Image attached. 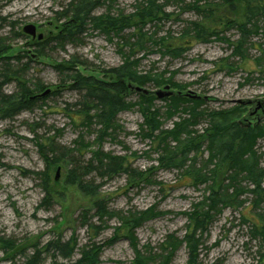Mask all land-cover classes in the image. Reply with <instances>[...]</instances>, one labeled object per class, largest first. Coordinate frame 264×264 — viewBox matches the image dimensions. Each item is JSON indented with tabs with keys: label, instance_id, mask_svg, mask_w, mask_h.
<instances>
[{
	"label": "rangeland",
	"instance_id": "374dc122",
	"mask_svg": "<svg viewBox=\"0 0 264 264\" xmlns=\"http://www.w3.org/2000/svg\"><path fill=\"white\" fill-rule=\"evenodd\" d=\"M144 1L100 0L91 16L131 14ZM68 2L0 0V18L5 20L0 22V40L9 48L6 55L0 56V71L17 72L20 82L25 81L30 89L37 87L42 93L47 92L33 100L30 110L12 118H0V237L18 246L8 253L0 252V264H24L32 250H38L44 264H50L53 257L45 254V246L56 240L69 243V247L75 244L71 262L80 258L84 247L94 246L97 264H134L136 251L150 258L152 264H158L160 257V263L166 260L165 264H188L183 242L188 216L198 205L203 204L202 208L209 203L204 198L209 197L212 183H200V180L193 183L190 178L181 179L176 169L160 167L156 162V143L140 132L144 113L160 109L157 118L162 123L160 130L171 129L181 113L166 119L164 100L168 98L159 100L151 95L150 102L143 103L141 94L124 90L129 108L117 115V128L111 137L99 142L100 149L127 158L133 174L144 173L147 181L140 183L134 177L136 181H133L127 174L100 179L92 173L86 181L100 184L99 195H84L65 181L73 161L78 164L88 161L90 153L100 147L95 143L98 127L84 126L62 112L67 106L72 111V104L79 99L68 83V71L72 69L71 72L82 77L108 82L107 72L122 64V54L130 55L131 60L137 61L139 73L150 72L152 76L162 73L166 80L178 85L148 84L143 87L146 90L153 92L169 86L174 94L192 92L200 97L198 101L202 100L201 109L208 111L239 106L241 114L236 121L239 125L264 128V106L258 108V103L264 105V61L257 62L259 54L255 47H250L251 43H264V37L243 40V56H233V49L239 47L237 27L245 13L244 7L233 0H156L163 14H159V20H149L143 28L146 35L143 46L137 41L139 33L133 25L120 36L110 33L107 37L90 24L79 34L60 16ZM196 2L205 11V18L187 8ZM191 22L199 26L201 23L207 34L214 32L218 38L213 37L209 42L189 41L183 45L180 58L162 54L155 45L158 39L169 37L166 45H175ZM257 23L264 30V19ZM28 25L34 27V37L23 32ZM62 30L71 31L70 39L54 43ZM17 92L14 81L2 87L5 95ZM237 101L249 104L242 106ZM205 129L203 122L194 127L199 134ZM46 137H54L64 158L55 166L49 165L50 198L43 204L42 182L32 173L46 169L38 152V144ZM253 149L264 169L263 133L257 137ZM200 150L206 152L196 158L195 165L207 159L205 145ZM228 174L222 171L217 182L221 184ZM234 179L239 205L221 208L205 232L200 233L203 246L195 264H264L258 254L259 243L249 229L253 221L257 222L255 214H264V193L256 198L244 177L234 175ZM224 185L226 182L221 184ZM147 210L150 211L139 222ZM127 221L131 223L129 226ZM177 242L180 244L172 251L170 245Z\"/></svg>",
	"mask_w": 264,
	"mask_h": 264
},
{
	"label": "trees",
	"instance_id": "16d2710c",
	"mask_svg": "<svg viewBox=\"0 0 264 264\" xmlns=\"http://www.w3.org/2000/svg\"><path fill=\"white\" fill-rule=\"evenodd\" d=\"M68 1L65 10H62L60 16L64 17L70 27L77 30L79 34L84 31L86 25L90 24L107 37L110 33L120 36L125 29L133 25L132 27H137L136 32L139 33L137 41L142 46L146 42V35L142 33L143 28L149 20H159V14H163V8L159 6L157 8L156 0H145L131 14L125 15L119 12L117 16L105 14L96 18L91 15L100 0ZM225 2H228V0H225ZM234 2H238L245 10V13L241 15L242 21L237 27L240 33L239 41L237 42L239 47L234 48L232 51L233 56L242 57L243 40L247 39L248 41L250 37H259V35L264 37V30L257 23L259 19H264V0H233ZM187 8L194 10L197 15L206 17L205 11L197 5V2L188 5ZM209 14L211 13L209 12ZM4 21V19L0 18V22ZM134 22L137 23L135 24ZM227 23H231V21ZM204 29L201 23L199 26L197 23L191 22L190 25L187 24L182 30L180 38L174 42L175 45H166L169 37L159 38L158 43H155V45L162 54L166 53L173 58H180L182 52H184L183 45H186L189 41L209 42L211 38L217 37L214 32L207 34L205 32L206 29ZM71 34V31L64 32L62 30L59 36L54 38L53 42L60 44L65 39L69 40ZM0 45H2L0 56H4L8 53L9 48L3 45L2 40H0ZM250 47H255L256 52L259 54L257 62L260 60L264 61V43H251ZM131 58L130 55L122 54V64L107 72L110 76L108 82L98 81L92 77H82L76 72H71L72 69L68 71L70 73V81L68 83L72 85V90L79 94V99L75 104H72L74 108L72 111L70 109L71 106H67L62 109V112L66 113L70 120L74 121L77 119L84 126L88 127L92 124L97 126L95 143L98 147L100 146L99 142H103L105 138L111 137L115 132L117 115L122 111L128 110L129 105L124 100L123 91L127 90L129 85L137 87H144L148 84L154 86L166 84L178 86L166 80L162 73H156L153 76L150 72L139 73L136 70L137 61L131 60ZM59 67L56 68L60 69ZM258 68L261 69L262 67ZM10 81L16 82L18 92L5 95L2 93V87ZM40 93H42V89L37 87L30 89L25 81L20 82L17 72L2 69L0 71V118H12L23 111L30 110L34 106L33 100H36L37 97L39 98ZM149 96L151 95H142L140 100L143 103H149ZM164 102L165 112L163 114L166 119L181 113L178 121L172 123L171 129L160 130L162 123L159 119L157 120L158 116L161 115L160 109L155 110L151 114L144 113V122L140 126L142 136L150 140L151 143H156V153L158 154L156 162L165 169H176L181 179L187 177L193 183H197L199 180L200 183H212L209 187V197L204 198L209 203L202 208L203 204L198 205L195 207V211L188 216V223L183 237V242L188 252V264H195L198 260L199 249L203 246L200 233L205 232L207 225L221 208L225 206L237 208L236 206L239 205V195L237 194V186L234 183V175L244 177L248 184L253 187L250 192L255 193L256 198H259L260 194L264 193V187H262L264 169L260 167L259 157L253 149L257 137L261 136L262 133L264 134V128L261 125H256L253 128L239 125L236 122L241 114L239 113L241 110L239 106L222 111H208L201 109L202 100L185 99L182 96H172L165 99ZM185 103L187 104L186 106H184ZM201 122L206 124V129L199 134L197 130H194V127ZM155 132L157 133L154 134ZM204 145L208 154L207 159L195 165L196 158L206 152L200 150V147ZM100 148L101 146L95 152L90 153L88 161L80 164L74 161L71 163L72 167L65 181L67 186L76 187L80 193L95 197L99 195L100 184L93 185L86 181L87 177L92 173H95V176L100 179L118 174H127L129 179L133 181H136V179L140 183L147 181L144 173L133 174L127 158L103 153ZM60 149L61 147L55 143L54 137L42 138L38 144V152L42 154L46 169L41 173L32 174L39 177L42 182L41 187L45 194L43 204L50 198L48 189L50 178L47 174L49 165L55 166L64 158V153ZM79 156L83 157V155ZM192 156L196 157L189 159ZM70 160L72 159L70 158ZM222 171L224 174L229 173L221 181V184L226 182L223 187L217 182L218 176ZM149 211L143 212L141 214L142 218L140 220L136 218L135 221L139 220L141 222ZM104 214H107L106 210ZM255 215L257 222L253 221L249 229L252 238L259 243L258 254L261 262L264 263V214L256 213ZM130 224V221H127V225L129 226ZM178 244L180 242L171 244L170 246H173L171 250L173 251ZM17 247L15 242L13 243L11 240L0 237V252L8 253ZM74 248L75 244L69 247V243H61V240H56L48 243L44 252L45 254H52L53 258L50 264L98 263V253L94 246L90 249L84 247L81 250L80 258L71 262L69 258ZM39 253L38 250H32V255L26 259L24 264H44L42 255ZM57 259H61V261ZM149 260L150 258L141 256L136 251L134 264H152V261L149 262ZM159 260L161 262L162 257ZM160 262L158 264H165L166 260L163 263Z\"/></svg>",
	"mask_w": 264,
	"mask_h": 264
},
{
	"label": "water",
	"instance_id": "95a60500",
	"mask_svg": "<svg viewBox=\"0 0 264 264\" xmlns=\"http://www.w3.org/2000/svg\"><path fill=\"white\" fill-rule=\"evenodd\" d=\"M23 32L26 33V34L31 35L32 37H34V35H35V29L31 25L26 26L23 29ZM128 89H131V91H134L136 93H140V94L145 95V96H147V95H153V96H155L159 100H162V99H165V98H169V97H172V96H179V97L182 96V97H185V98L196 99V100L200 99L199 96L192 94V92H188L185 95H182L180 92L174 94L173 91L170 90V87L169 86H165V87H163V89H161V90H155L153 92L148 91V90H146L145 88H142V87L131 86V85L128 86ZM46 93L47 92L42 93V94H40V96H43ZM237 104H239V105H246V104H249V103H244L242 101H237ZM259 105H260V103H258V106ZM58 174H59V169L56 170L55 180H57Z\"/></svg>",
	"mask_w": 264,
	"mask_h": 264
},
{
	"label": "flooded vegetation",
	"instance_id": "af4514ba",
	"mask_svg": "<svg viewBox=\"0 0 264 264\" xmlns=\"http://www.w3.org/2000/svg\"><path fill=\"white\" fill-rule=\"evenodd\" d=\"M263 106H264V105L261 104V105H260V108H263Z\"/></svg>",
	"mask_w": 264,
	"mask_h": 264
}]
</instances>
